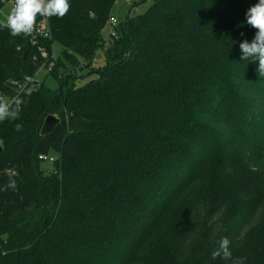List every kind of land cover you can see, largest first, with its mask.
<instances>
[{
	"label": "trees",
	"instance_id": "obj_1",
	"mask_svg": "<svg viewBox=\"0 0 264 264\" xmlns=\"http://www.w3.org/2000/svg\"><path fill=\"white\" fill-rule=\"evenodd\" d=\"M117 1L69 0L49 38L40 15L0 27V264H264V74L239 48L257 0H136L105 46ZM54 44L58 88L27 94Z\"/></svg>",
	"mask_w": 264,
	"mask_h": 264
},
{
	"label": "clouds",
	"instance_id": "obj_2",
	"mask_svg": "<svg viewBox=\"0 0 264 264\" xmlns=\"http://www.w3.org/2000/svg\"><path fill=\"white\" fill-rule=\"evenodd\" d=\"M69 0H15L14 7L9 11L6 20L0 27L6 26L11 36L30 34L33 30L37 15L63 17L69 10ZM244 23L256 29L251 43L241 42V61L251 59L258 64L257 71L264 74V0H257L247 8ZM9 117L8 105L0 103V121ZM8 187L15 188V181L10 180ZM219 246L213 251V258L221 257L225 260L232 258L229 240L221 238ZM232 264H243L242 260H233Z\"/></svg>",
	"mask_w": 264,
	"mask_h": 264
},
{
	"label": "rangeland",
	"instance_id": "obj_3",
	"mask_svg": "<svg viewBox=\"0 0 264 264\" xmlns=\"http://www.w3.org/2000/svg\"><path fill=\"white\" fill-rule=\"evenodd\" d=\"M136 0H118L114 9H113V15L115 16L117 23L120 24L123 22L126 17L129 15L136 16L141 15L145 13V11L149 8L150 2H147L145 4H141L137 7H134V3ZM14 7L13 2L6 3L5 7L0 11V24H2L11 10V8ZM105 36H108L109 34V27L105 31ZM62 47L59 44H54L53 46V53L52 56L54 58V61L58 60L61 56ZM104 63V59L102 58L98 64L101 66ZM85 73V72H84ZM43 79H45V84L47 87H49L52 90H56L58 88L56 80L52 76L47 77V71L45 69L39 71V73L36 75V81L41 82ZM93 77L89 78L86 77L83 80L80 81L79 85H84L88 83ZM42 167L45 169L52 168L50 163H42Z\"/></svg>",
	"mask_w": 264,
	"mask_h": 264
},
{
	"label": "built area",
	"instance_id": "obj_4",
	"mask_svg": "<svg viewBox=\"0 0 264 264\" xmlns=\"http://www.w3.org/2000/svg\"><path fill=\"white\" fill-rule=\"evenodd\" d=\"M117 26H118V23H117L115 16H111L109 18L108 25H107V28L109 27V34H108V36H106L105 46H108L109 43L111 42V40L113 38H115ZM36 35H41L44 38L50 37L48 34V30H47L46 16H44V20L36 27L35 36ZM42 55H43V57H47L46 52H42ZM51 61L52 62L48 65V67L45 68V70L47 71L48 74H51L55 68V61L54 60H51ZM41 70H43V69H41ZM34 80H36V77L34 78ZM34 80L29 81L27 84V87L23 88V91H25L27 94L33 92V90L37 87L36 84L34 83ZM39 160L43 163H50L52 165L53 163H55L56 157L53 155H41L39 157Z\"/></svg>",
	"mask_w": 264,
	"mask_h": 264
},
{
	"label": "water",
	"instance_id": "obj_5",
	"mask_svg": "<svg viewBox=\"0 0 264 264\" xmlns=\"http://www.w3.org/2000/svg\"><path fill=\"white\" fill-rule=\"evenodd\" d=\"M34 83L36 84L37 87L41 85V82H38L36 80H34ZM59 124H60V120L57 117L54 116L47 117L41 130V136L45 137L49 134H52Z\"/></svg>",
	"mask_w": 264,
	"mask_h": 264
}]
</instances>
